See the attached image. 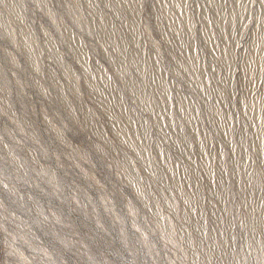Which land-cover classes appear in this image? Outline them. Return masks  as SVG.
<instances>
[{"label": "rangeland", "instance_id": "rangeland-1", "mask_svg": "<svg viewBox=\"0 0 264 264\" xmlns=\"http://www.w3.org/2000/svg\"><path fill=\"white\" fill-rule=\"evenodd\" d=\"M0 264H264V0H0Z\"/></svg>", "mask_w": 264, "mask_h": 264}]
</instances>
